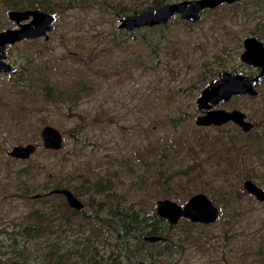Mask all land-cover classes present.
Listing matches in <instances>:
<instances>
[{
	"label": "rangeland",
	"instance_id": "obj_1",
	"mask_svg": "<svg viewBox=\"0 0 264 264\" xmlns=\"http://www.w3.org/2000/svg\"><path fill=\"white\" fill-rule=\"evenodd\" d=\"M177 1L0 0V30L14 27L12 9L57 16L45 36L8 46L16 71L0 74V264H264V200L244 187H264V78L255 96L215 106L242 111L249 132L196 123V100L220 71L255 73L240 54L247 36L264 44V0L118 28ZM46 125L62 134L57 150L42 144ZM28 143L27 158L9 154ZM195 193L217 206L216 221H157V200ZM153 225L174 251L152 254L162 251L145 240Z\"/></svg>",
	"mask_w": 264,
	"mask_h": 264
},
{
	"label": "water",
	"instance_id": "obj_2",
	"mask_svg": "<svg viewBox=\"0 0 264 264\" xmlns=\"http://www.w3.org/2000/svg\"><path fill=\"white\" fill-rule=\"evenodd\" d=\"M237 0H180L177 2L162 3L149 9L125 15L120 18L119 29L131 31L146 27L159 26L167 23L175 16L189 22H196L205 9H212L221 4H230ZM8 17L16 27L0 30V71L12 72L14 68L5 62V47L22 40H31L45 36L51 31L57 16L54 12L42 11L39 9H12ZM244 51L241 60L245 63L261 67L258 75L250 76L228 71H220L198 96L196 102L198 109L204 111L198 115V125H221L228 121L238 124L247 131L251 124L244 120L245 114L238 110H225L215 108L221 101L229 100L234 95H253L256 93L254 86L259 77L264 76V47L256 37L249 36L244 39ZM40 136L42 144L46 149L57 150L62 146L63 137L58 129L46 125L41 129ZM36 149L32 143L25 145L18 144L12 147L9 154L15 158H27ZM246 191L257 199L264 200V187L256 185L251 180L244 181ZM52 193L63 194L70 207L81 209L82 202L68 189L57 188ZM156 212L158 215L171 224H175L180 218L191 222L209 223L216 221L219 210L212 200L203 193H195L184 204H178L170 199L156 201ZM162 237L149 235L145 240L157 242ZM136 264H146L138 262Z\"/></svg>",
	"mask_w": 264,
	"mask_h": 264
},
{
	"label": "trees",
	"instance_id": "obj_3",
	"mask_svg": "<svg viewBox=\"0 0 264 264\" xmlns=\"http://www.w3.org/2000/svg\"><path fill=\"white\" fill-rule=\"evenodd\" d=\"M185 21L189 22L187 20H185ZM158 27L159 26H153V27H146V28H142V29L153 31V30L157 29ZM120 30H124V29H120ZM124 32L126 33V31H124ZM146 39H147V41L150 39L149 35L146 36ZM157 43H158V41H157ZM156 219L160 223H161L162 220H164V219L160 218L158 215L156 216ZM159 229H160V226H158V228H157L156 225H153V227H151V231H152L151 233L153 235H156V234L162 235L161 230H159ZM34 230L35 229L32 226L31 227L28 226L27 228H23V230L21 232H23L24 235L29 236L31 234V231H32V234L34 233ZM150 244H154L155 248L158 249V250L162 249V251H157V252H155V251L153 252V250H152V254L153 255H160V254H163V253H166V252L170 253L171 251H174V249H173L174 245H169V243L168 242L166 243L165 241L157 242V243H150ZM168 246L170 248H168Z\"/></svg>",
	"mask_w": 264,
	"mask_h": 264
},
{
	"label": "flooded vegetation",
	"instance_id": "obj_4",
	"mask_svg": "<svg viewBox=\"0 0 264 264\" xmlns=\"http://www.w3.org/2000/svg\"><path fill=\"white\" fill-rule=\"evenodd\" d=\"M224 4H226V3H224ZM222 5V4H221ZM220 6V5H219ZM218 7V6H217ZM216 8V7H215ZM206 10V9H205ZM14 27H16V24L14 23ZM247 37H249V36H247ZM253 37H255V36H253ZM246 38V37H245ZM244 38V39H245ZM257 38V37H256ZM258 39V38H257ZM259 40V39H258ZM260 41V40H259ZM260 42H262V41H260ZM15 44V43H14ZM262 44H263V42H262ZM11 45H13V44H10V45H7L6 47H5V54H6V58H5V62L6 63H9L8 62V46H11ZM263 47H264V44H263ZM243 48H244V40H243ZM245 49V48H244ZM244 51V50H243ZM242 51V52H243ZM242 52H241V54H242ZM241 54H240V59H241ZM242 61V60H241ZM243 62V61H242ZM243 63H245V62H243ZM10 64V63H9ZM246 64H248V63H246ZM11 65V64H10ZM249 66H252L254 69H255V73L254 74H252V75H250V76H255V75H258L259 74V72H260V70H261V67H258V66H254V65H252V64H248ZM12 66V65H11ZM13 67V66H12ZM16 70L14 69V71H12V72H7V73H14ZM223 71H228V70H223ZM228 72H231V71H228ZM3 73H6V72H4V71H0V74H3ZM232 73H234V72H232ZM238 74H241V73H238ZM244 75H248V74H244ZM264 78V76H262V77H259V79L257 80V82H256V84H255V86H254V89H255V91H256V86H257V84L259 83V81L261 80V79H263ZM244 95H249V94H244ZM256 95V93L255 94H253V95H250V96H255ZM234 96H241V95H234ZM233 97V96H232ZM231 98V97H230ZM226 101H228V100H226ZM226 110V109H225ZM233 110V109H232ZM228 111H230V110H228ZM244 120L245 121H247V122H249L250 124H251V126H250V128L247 130L248 132L254 127V124H253V122H251V121H248L247 119H246V116H245V118H244ZM229 122H232V123H234L235 125H237L242 131H245V130H243L238 124H236L235 122H233V121H228V122H226V123H229ZM223 124H225V123H223ZM211 125V124H210ZM214 125V124H213ZM222 125V124H221ZM203 126H205V125H203ZM208 126V125H207ZM246 131V132H247ZM55 189H57V188H55ZM54 190V189H53ZM56 194H59V193H56ZM61 195V194H60ZM63 195V194H62ZM64 196V195H63ZM73 208V207H72ZM165 220V219H164ZM167 221V220H166ZM153 235V234H152ZM156 235H158V234H156ZM158 236H161L162 237V239L161 240H159V241H157V242H162V241H165L166 239L162 236V235H158ZM150 242V241H149ZM157 242H151V243H157ZM141 262V261H140ZM142 262H145V261H142ZM138 263V262H137ZM146 264H148L147 262H145Z\"/></svg>",
	"mask_w": 264,
	"mask_h": 264
}]
</instances>
